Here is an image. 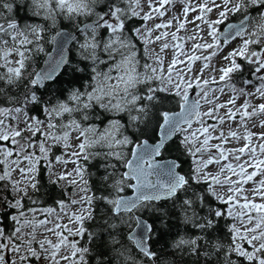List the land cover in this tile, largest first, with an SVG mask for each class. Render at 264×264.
Masks as SVG:
<instances>
[{
    "label": "snow or ice",
    "instance_id": "snow-or-ice-1",
    "mask_svg": "<svg viewBox=\"0 0 264 264\" xmlns=\"http://www.w3.org/2000/svg\"><path fill=\"white\" fill-rule=\"evenodd\" d=\"M0 264H264V0H0Z\"/></svg>",
    "mask_w": 264,
    "mask_h": 264
},
{
    "label": "trees",
    "instance_id": "trees-1",
    "mask_svg": "<svg viewBox=\"0 0 264 264\" xmlns=\"http://www.w3.org/2000/svg\"><path fill=\"white\" fill-rule=\"evenodd\" d=\"M129 193L131 194V191H130V190H129L128 192H126L127 195H129ZM159 246H160V245H158V247H159Z\"/></svg>",
    "mask_w": 264,
    "mask_h": 264
},
{
    "label": "water",
    "instance_id": "water-1",
    "mask_svg": "<svg viewBox=\"0 0 264 264\" xmlns=\"http://www.w3.org/2000/svg\"><path fill=\"white\" fill-rule=\"evenodd\" d=\"M132 194V193H131ZM131 194H129V195H131Z\"/></svg>",
    "mask_w": 264,
    "mask_h": 264
}]
</instances>
